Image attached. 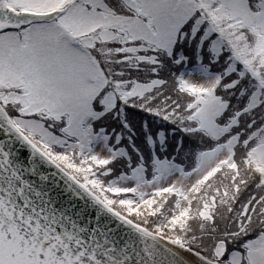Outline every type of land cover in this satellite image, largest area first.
<instances>
[{"label": "snow or ice", "instance_id": "snow-or-ice-1", "mask_svg": "<svg viewBox=\"0 0 264 264\" xmlns=\"http://www.w3.org/2000/svg\"><path fill=\"white\" fill-rule=\"evenodd\" d=\"M0 264H264V0H0Z\"/></svg>", "mask_w": 264, "mask_h": 264}]
</instances>
